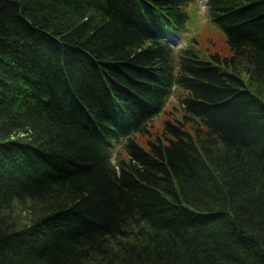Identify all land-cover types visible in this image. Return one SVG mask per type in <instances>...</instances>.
Returning a JSON list of instances; mask_svg holds the SVG:
<instances>
[{
    "label": "trees",
    "instance_id": "trees-1",
    "mask_svg": "<svg viewBox=\"0 0 264 264\" xmlns=\"http://www.w3.org/2000/svg\"><path fill=\"white\" fill-rule=\"evenodd\" d=\"M193 1L0 0V264H264V0Z\"/></svg>",
    "mask_w": 264,
    "mask_h": 264
},
{
    "label": "rangeland",
    "instance_id": "rangeland-1",
    "mask_svg": "<svg viewBox=\"0 0 264 264\" xmlns=\"http://www.w3.org/2000/svg\"><path fill=\"white\" fill-rule=\"evenodd\" d=\"M185 11L188 18L184 29L179 31L178 34L176 33L178 41H175V36L170 38V41L174 44L175 55H178L182 49L189 47L206 59L209 54H218L220 57L231 55L224 31L211 22L209 11L203 0L190 2L186 6ZM243 77L246 78L245 76ZM184 95L185 92L181 89H173L162 111L147 124V133L144 135L134 134V140L141 145H145L148 139L151 140L161 134L165 121L182 120L183 109L181 100ZM112 154L113 160L116 156L125 157L122 142L113 146Z\"/></svg>",
    "mask_w": 264,
    "mask_h": 264
}]
</instances>
